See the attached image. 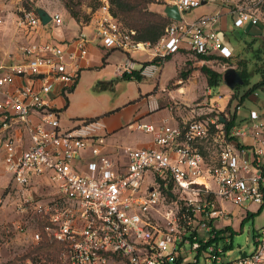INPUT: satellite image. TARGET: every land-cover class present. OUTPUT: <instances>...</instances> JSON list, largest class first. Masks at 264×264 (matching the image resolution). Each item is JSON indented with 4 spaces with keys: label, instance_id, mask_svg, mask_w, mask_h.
<instances>
[{
    "label": "built area",
    "instance_id": "1",
    "mask_svg": "<svg viewBox=\"0 0 264 264\" xmlns=\"http://www.w3.org/2000/svg\"><path fill=\"white\" fill-rule=\"evenodd\" d=\"M164 1V7L178 6L182 20L170 18L154 43L137 39L136 30L112 13L110 0H101L92 12L95 39L107 50L127 54L119 72L140 69L136 56L144 54L143 61L151 63L141 73L152 76L168 56L181 51L203 63L223 64L224 71L233 66L223 61H234L235 54L223 37L222 14L185 17L208 1H220ZM229 14L236 27L260 24L257 8L235 5ZM20 20L28 28L41 23L33 10H24ZM52 20L63 24L58 13ZM89 41L85 32L77 37L80 57L88 55ZM22 52L24 62L0 74V168L19 188L9 187L0 210L14 201L20 213L33 211L44 221L32 232L33 243L44 232L64 244L54 261L29 256L22 264H201V259L203 264H264V227L252 253L232 262L224 258L232 237L224 224L231 214L227 205L246 211L250 205L264 207V111L250 108L248 118H236L229 131L225 123L242 103L234 113L193 108L182 121H136L130 127L152 134L156 146H121L114 153L107 148L100 118L65 128L60 110L47 97L56 88L67 94L77 82V55L54 42H31ZM20 77L28 82L14 85ZM42 186L52 189L41 196L31 193ZM15 192L22 194L18 201ZM10 231L8 222L0 224V248Z\"/></svg>",
    "mask_w": 264,
    "mask_h": 264
},
{
    "label": "crops",
    "instance_id": "2",
    "mask_svg": "<svg viewBox=\"0 0 264 264\" xmlns=\"http://www.w3.org/2000/svg\"><path fill=\"white\" fill-rule=\"evenodd\" d=\"M33 6V11H36L39 16L40 9L48 12L51 16V20L44 23L40 16L41 23L37 27L28 28L24 24H21L20 19L23 14L20 15V12L24 11V8L22 4H19V0H0V14L4 17V23L0 25V74L4 73L5 68L9 65L24 62L22 46L31 42H54L61 45L68 52L75 53L77 57L73 60V65L79 67L77 82L71 87L67 94H63L56 88L47 96L51 104L60 110L61 123L65 128L75 125L76 122L82 119L100 118L105 124L103 132L107 134V148L110 152L114 151V153H117L118 148L121 146H156L152 134L132 129L130 127L131 123L136 121L156 123L163 120L177 122L192 115L191 110V112L189 111L186 115L182 114V118H179V112L177 113L174 109H171L170 106L166 105L165 98L163 97L167 95V85L171 79L181 80L178 79L181 70L177 71V67L184 61L182 56L184 57L186 54L193 53L181 51L170 55V58L166 59L165 62L161 64L154 75H143L144 77L141 81L134 79L123 80L121 79L122 73L119 72V67L127 60V54L120 50L105 49L100 42L95 39L94 27L90 21L84 22L76 20L64 6L59 8L58 11H53L51 7L46 5ZM215 10L216 11L213 10L214 13L219 12L222 14L221 27L223 37L225 42L233 49L230 40L225 35V31L229 28V11L222 5H219ZM196 11V16L206 14L207 12L204 8L199 11L197 8ZM57 13L63 18V24L60 26H55L52 20V16ZM238 28H242L243 32L248 34L249 37L250 34L255 36H259L261 33L263 34V30L259 25L248 24ZM81 32H85L90 40L86 44L88 55L85 57H80V53L76 48V39ZM239 58L240 56L235 54V59ZM136 60L139 68L142 65L141 63L144 62V54H138ZM169 62L175 63V69L167 79H163L162 74L164 68ZM191 76L192 74L189 78H191ZM113 79H118L114 89H95L99 81L105 82ZM26 82H28L27 79L20 77L16 79L14 85H20ZM10 87L12 88L13 86ZM182 88H184V86ZM208 93L209 96H211V88H209ZM255 97L254 94H251L248 98L256 100ZM208 101H210V99H208ZM208 101L205 103L207 104ZM245 101L242 103L243 106ZM216 105L219 106L218 103H216ZM247 118L248 113H246L240 121ZM15 134L20 137L22 135V130L17 129ZM3 156L4 151L0 143L1 164ZM9 187L15 188V190L19 189L18 186L12 184L11 176L6 173L1 166L0 198L7 194ZM10 203L11 202L3 206L0 212L4 208H7ZM233 206L236 207L235 211L242 208L241 206L235 205H231L230 207L232 208ZM230 207L228 206V210L231 212L232 210ZM260 209H262V207L250 205L247 214L257 213ZM1 215L3 216V214ZM4 223V221L0 222V224ZM224 224L230 226L232 231L234 230L230 217L224 221Z\"/></svg>",
    "mask_w": 264,
    "mask_h": 264
},
{
    "label": "rangeland",
    "instance_id": "3",
    "mask_svg": "<svg viewBox=\"0 0 264 264\" xmlns=\"http://www.w3.org/2000/svg\"><path fill=\"white\" fill-rule=\"evenodd\" d=\"M68 1H71L72 4L80 10L81 18H85L86 14L91 13L92 8H96L101 3V0H19V4H22L23 8L25 5H46L51 7L53 11H58L59 8H62ZM218 1L221 2L222 6L225 7L227 11L235 5L257 8L260 15L259 27L263 30L262 36H264V5L259 3V0ZM164 4V0H153V2L147 5V10L154 12L155 14L164 15ZM218 7L219 5L216 1H208L206 4L199 7L198 11L204 8L205 11H207L206 14H210L213 10L216 11L215 9ZM24 10H27V8ZM196 10L192 15H185V17L191 18L192 16H196ZM22 14L23 11L20 12V15ZM127 21L130 25L131 22L132 24L135 23V21L130 18H127ZM228 27L229 28L225 31V35L231 42L234 54L239 55L240 57H246L248 59L249 70L252 71L255 65V60L251 56V51L247 48V42L249 43L251 41L249 35L244 33L242 28H238L234 25L233 18L230 15L228 16ZM182 58L184 61L177 67V71L193 68L192 76L189 78L190 81L188 79L186 82L182 83V80L178 81L174 78L171 79L167 85V95H164L163 97L165 98L164 100L166 101V105L174 108V111L177 113L179 112V118H182V114L186 115L189 111L191 112L193 108L203 109L204 111L211 113H216L215 110L222 112V109H227L231 96L233 97L234 93L238 92L236 98L231 102L228 111L234 113L239 102V95L242 94L244 89L252 87L260 79V74L258 72H253L250 77V85H241L238 91H236V89H230L223 81L218 86L211 89L212 94L209 96V87L206 77L201 72L200 67L208 65L215 70L224 71L223 64L203 63L201 58L197 57L195 54H186V56H182ZM174 69V62L167 63L164 68L162 78L167 79ZM183 86L184 88H182ZM257 91V94H255L256 100L247 98L243 108L236 111L238 122H241L240 120L246 115V113H248L249 108L256 109L260 112L264 110V91L261 89ZM208 99H210V101H208ZM206 101H208L207 104L205 103ZM216 103L219 104V107H217L219 109H214L213 105ZM212 109L214 110L211 111ZM36 189L31 193L35 196H41V194H45L52 188L50 186H42ZM14 195L17 197L16 201H18L19 197H22V194H19L18 192H15ZM231 205L232 204H229L228 206L230 207ZM235 208L236 207L234 206L231 208L232 213L230 215V221L232 222L234 230L230 241V248L227 249L224 256L227 262H232L240 258L245 253H252L255 249L257 235L261 228L264 227V207L260 210V212L249 216L245 209L239 208L235 211ZM1 214H3V216ZM1 221L8 222L11 227V231L9 233L5 232L3 235L2 245L0 248V264H22L26 257L34 256L36 244L33 243L31 234L36 230L37 225L39 224V217L36 216L33 211H30L27 214L20 213L17 209V203L12 201L7 208H4L0 212V222ZM14 222H20L22 227L17 229L13 225ZM187 248L189 249L190 245H188ZM200 262L201 264L204 263L202 259Z\"/></svg>",
    "mask_w": 264,
    "mask_h": 264
},
{
    "label": "trees",
    "instance_id": "4",
    "mask_svg": "<svg viewBox=\"0 0 264 264\" xmlns=\"http://www.w3.org/2000/svg\"><path fill=\"white\" fill-rule=\"evenodd\" d=\"M153 2V0H110L111 3V11L112 13L117 16L119 19L122 20V22L128 26L129 28H132L136 30V38L143 41H150L152 43L159 40V38L163 35L165 32V28L167 25L171 22V19L168 18L165 15L162 14H155L154 12H150L147 10V5L149 3ZM101 4V3H100ZM68 12L71 14L72 17H74L78 21H90L92 12L97 9L92 8L91 13L86 14L85 18H81L80 10H78L74 4H72L71 1H68L64 4ZM34 6L32 5H25L24 9L27 8V10H34ZM36 12V11H35ZM127 18L133 19L135 21L134 24L131 25L128 23ZM261 33L259 36L251 35L250 39L251 41L248 43L247 41V48L251 51V56L253 57L254 61V68L253 70H249L248 67V59L245 57H240L239 59L232 60H223V61H230L232 62L231 65L235 66L237 71L241 74L243 79L242 85H250V77L253 72H258L260 74V79L257 83H255L252 87H248L247 89H244L241 95H239V103H244V101L255 91L258 89H261L264 91V36ZM212 56H202L203 59H210ZM170 58V56L167 57V59ZM149 61H144L141 64V68L138 70H134L130 73L125 72L122 74L121 79L123 80H138L141 81L143 79V74L141 71L150 64ZM201 72L205 75L207 79V84L209 88H214L218 86L221 82H223V76L224 73L220 72L218 70L213 69L212 67L208 65H203L200 67ZM193 72V68L190 69H182L179 72L178 79L183 80L182 82L186 81L190 75ZM118 79H113L110 81H99L95 89L97 90H107V89H114L116 82ZM241 85H238L235 89L236 91L239 90V87ZM234 89V90H235ZM238 93V92H237ZM237 93H234L233 97L231 98L229 102V106L227 110L229 111L230 104L233 101V99L236 98ZM236 114L232 115V117L226 121L225 126L226 129L229 131L232 126L236 123ZM87 119H93V118H87ZM261 210V209H260ZM260 210L258 212H260ZM257 212V213H258ZM253 213H249V215H252ZM39 226L41 228L44 227V221L43 219H39ZM229 230H231L232 235L233 231L230 226H228ZM221 232V231H220ZM64 244L50 239L47 237V235L43 232V239L36 244L35 247V257L43 256L44 258H47L48 260L54 261L56 257L58 256L59 251L63 248ZM230 245L226 246L225 249H229Z\"/></svg>",
    "mask_w": 264,
    "mask_h": 264
},
{
    "label": "water",
    "instance_id": "5",
    "mask_svg": "<svg viewBox=\"0 0 264 264\" xmlns=\"http://www.w3.org/2000/svg\"><path fill=\"white\" fill-rule=\"evenodd\" d=\"M164 12L167 14L168 18H171L173 20H182L181 13L177 5H166L164 7ZM39 13L44 23H47L51 20L50 14L45 10L40 9ZM223 80L226 86H228L232 90H234L238 85L243 84L241 74L233 66L228 67L224 71ZM222 121H225V119L222 118Z\"/></svg>",
    "mask_w": 264,
    "mask_h": 264
}]
</instances>
